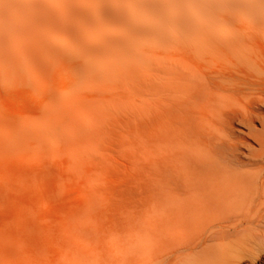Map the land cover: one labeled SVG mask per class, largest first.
Segmentation results:
<instances>
[{"label": "rangeland", "instance_id": "1", "mask_svg": "<svg viewBox=\"0 0 264 264\" xmlns=\"http://www.w3.org/2000/svg\"><path fill=\"white\" fill-rule=\"evenodd\" d=\"M82 1L92 19L100 15L121 26L107 17L117 14L110 0ZM100 2L94 12L92 4ZM235 2L198 0L193 8L185 6L186 34L178 42L140 36L150 56L143 52L132 64L71 60L54 52L51 71L32 64L27 85L2 79L0 264H154L139 253L138 243L150 235L158 199H172L176 209L191 211L199 209L191 205L202 197L219 198L224 212L201 218L243 220L223 243L227 264H264V147L260 154L256 143L264 139V126H259L264 106L255 117L234 89L241 90L247 78L264 81V14L242 17ZM52 26L65 34L60 21ZM240 45L254 51L256 74L233 61ZM166 72L176 78L179 73L182 80H170ZM162 79L169 80L168 86ZM173 85L183 92H174ZM165 88L172 97L162 92ZM251 115L254 122L244 119ZM249 131L254 137L248 134V139Z\"/></svg>", "mask_w": 264, "mask_h": 264}, {"label": "bare ground", "instance_id": "2", "mask_svg": "<svg viewBox=\"0 0 264 264\" xmlns=\"http://www.w3.org/2000/svg\"><path fill=\"white\" fill-rule=\"evenodd\" d=\"M200 1H202V0H200ZM197 2H198V0H110L109 5H111L117 11V14L108 15L107 17L113 18V19H118L121 21V26L119 28H116L115 25L112 23V21L103 19L100 15H96L95 18L92 19L91 13L87 11L86 5L84 4V2L82 0H57V1L56 0H0V83H1V81H3L6 78L7 80H10L12 82L14 81L16 86L27 85L28 79H29L28 71L32 67V64L37 65L44 72H47V73L50 72L51 68H52L51 63L54 60V58H53L54 52H58L62 57H66V58H69L71 56V60H72V58L78 59V57H79L81 59H84L85 61L87 59H91L92 62H101L103 64H106V62H117V61L120 62L121 64L122 63H131L132 64V63L140 60V57L142 56L143 52H146V54H147L146 57L150 56V52L146 51L145 49H143V47L140 46V44H139L140 36H146V35L155 36L156 38H159V39L164 38V39H167L170 41L178 42L182 38V36H184L186 34L187 22H189V18L186 15L185 6H187V7L191 6L193 8V6L198 5V4H196ZM102 5H103V2L98 3V5L92 4V10L94 12H96V10L98 8H101ZM234 5L237 8L236 12L238 13V15H240L242 17L250 18L253 15L254 18H258V14H264V0H236ZM58 13L61 16L58 17V15H56ZM73 16L76 17L75 19L77 21L72 19ZM57 21H60L61 25L64 28L63 30H64L66 35L62 34V33H58L56 31H53L54 27L52 26V24L57 22ZM79 32H80V34H79ZM191 44H193V43H191ZM184 45H185V43H184ZM195 46H197V48H198L201 45L199 43H196ZM186 49H187V47H186ZM252 52H254V51H252L250 48H247V47H244L243 45L242 46L240 45L239 48L234 51V54L232 57H233V61L235 62V64L238 67L246 68L248 70V72H250L251 74H256L257 73L256 72L257 69L255 67L256 61H254V57H253ZM187 53L188 52H186L185 54H187ZM182 56L180 54V57H182ZM188 56H187V58L190 57V56L189 57ZM158 58H159V56H158ZM193 58H194V56H193ZM80 60H77V61L81 62ZM163 60H162L163 62H167L168 59L165 58ZM179 60H181V59H179ZM191 60L192 59H190V61ZM185 61H187V59H185ZM158 62H161V61L159 60ZM191 63L193 64L194 62H191ZM167 64H168V62H167ZM184 64H187V63L185 62ZM168 65H171V64H168ZM157 66L158 65H156V67ZM197 66H195V67L197 68ZM173 67H175V66H173ZM173 67H172V69H173ZM162 68H164V67H162ZM167 68L169 69L170 66L166 67V69ZM168 69H167V71H168ZM172 69H170L171 70L170 72H172ZM197 69H199V68H197ZM236 69H238V68H236ZM57 71L58 70L56 69L55 72H57ZM174 71L177 72L178 70L174 69ZM180 72H181V70H180ZM199 72H200V70H199ZM166 73H167V75H166L167 77L168 76L173 77V79H172V77H170L171 78L170 80H176L179 78V73H178L177 78L175 77L176 74H174V76H173V73H170L171 75L168 74L169 72H166ZM181 75H182V73H180V76ZM187 75L188 74H186V76ZM164 77H165V74L162 75V78H164ZM201 77H203V76H201ZM55 78H56V76H55ZM168 79L167 80L162 79L163 81H166L167 85H165V86H168V83H167V81H169ZM179 79L182 80V78H179ZM183 79H185V77ZM159 80H160V78H159ZM159 80H157V81H159ZM159 82L162 85L161 80ZM187 82H189V81H187ZM171 83H172V81H171ZM180 84H181V82H179V85ZM177 85H178V83H177ZM177 85H173V86L176 88ZM203 85L204 84H202V86ZM242 85H243V87L241 90L236 89V88H234V89H235V91L242 93V95L247 99V101H248L247 106H249L248 107L249 112H251V114H253L255 117H258V115H259L258 112L264 108V107L262 108V106H264V81H261V83H258L257 81H255L251 78H247V80L244 81L242 83ZM155 87H156V85L153 88H155ZM161 87H163V86H161ZM168 88H165L166 90L162 91V92L166 93ZM220 88H221V86H220ZM177 89L178 90L174 89V92L178 93L179 90H181L183 92V90L180 89L179 87H177ZM183 89H185V87ZM195 89L197 90V87ZM206 90L207 89L204 90L205 93L207 94V92H208V94H210L209 93L210 90L209 91L208 90L206 91ZM198 91H200V90H198ZM157 92H158V90H157ZM157 92H155V93H157ZM162 92H161V94H165ZM172 92L166 93V94L170 95V94H172ZM184 92L186 93V91H184ZM187 92H190V91L187 90ZM191 92H192V90H191ZM194 92H195V90H194ZM194 92H192V93H194ZM161 94H159V95H161ZM181 94L183 95V93H181ZM193 95L194 94H192L191 96H193ZM164 96L168 97V95H164ZM172 96H173V94L171 95V97ZM175 96L177 97L178 95H175ZM183 96L185 97L186 95H183ZM187 96H188V93H187ZM191 96L189 98L192 99V101H193L194 96H193V98H191ZM214 96L215 95L213 94L212 97H214ZM159 97L160 96H158L157 98H159ZM206 97L208 98V100H211L207 95H206ZM206 97H204V98H206ZM165 98L166 97H164V99ZM197 98H200V96L198 95V97H197V95H196V98H194V99H197ZM217 98H218V96L216 97V99ZM169 99H170V97H169ZM200 99H202V98H200ZM200 99H198V100H200ZM171 101H172V99H171ZM211 101L213 102L214 100H211ZM163 102H164V100H163ZM194 102H196V101H194ZM194 104L197 105V102ZM245 104L246 103H244V105ZM201 106L202 105H200V107ZM212 106H216V105L212 104ZM231 106H233V105L231 104ZM209 107H207V108H209ZM216 107H215V109H216ZM250 107L252 109H250ZM203 108H206V107L204 106ZM207 111H208V109H207ZM203 112L204 111L202 110L201 113H203ZM224 113H226V111ZM205 114L208 115L207 113H205ZM236 114L237 113L230 115V116H234V115L236 116ZM202 116H204V115L202 114ZM213 116H215V114ZM225 116H226V114H225ZM263 116H264V114H263ZM207 117L211 118L209 116H207ZM232 118H234V117H232ZM244 119H246V121H251L252 115L250 116V118H249V116H246V118H244ZM254 119H252L253 122H254ZM236 120H237V117H236ZM262 121L264 122V120H262ZM263 122L261 123L262 125H259V126L263 127L264 126ZM223 123H224V121H223ZM234 123L236 124V122H234ZM246 123H248V122H246ZM215 124H216V120H215ZM242 124H238V125L242 126ZM252 124H250V125H252ZM254 125H255V123H254ZM215 126H218V125H215ZM221 126L222 125L220 124V127ZM246 128H247V126H246ZM247 129H249L251 131L253 128L249 127ZM246 130H244V131H246ZM225 131H226V129H225ZM227 131H228V129H227ZM230 131L231 130H229L228 132H230ZM250 131H249V133L246 132L247 134H245L248 136L247 137L248 139H249L248 134H250ZM253 131L255 132V128ZM257 131L258 132L260 131L261 133H263L264 127H263V131H262V129H258ZM199 132L204 133V131H199ZM211 133H213V132H211ZM236 133H238V132H236ZM239 133H242V132H239ZM209 134H210V132H209ZM226 134H229V136H230V133H226ZM242 134H244V133H242ZM252 134H254V133L252 132ZM204 135H207V134L205 133ZM240 135H238V136H240ZM251 136H253V135H251ZM251 136H250V139H251ZM261 136H262V134H261ZM202 137H204V136H202ZM253 137H252V139H254L253 142H255L256 136H255V138H253ZM263 137H264V134H263ZM211 138H213V137H210V139ZM201 139L205 140L204 138H201ZM207 139H209V138H207ZM210 139H209V142H210ZM259 139H260V137H259ZM234 140H236V139H234ZM221 141L223 142L222 139H221ZM250 141L251 140H249V142ZM245 142H244V144H245ZM256 143L259 144V146H257V147H259L258 151L261 150L260 145L262 147H264V139H262V140L260 139V142L256 141ZM220 144H222V143H220ZM229 144L231 145V143H229ZM214 145H215V143H214ZM216 145L223 147V144L222 145L216 144ZM245 145H243V146H245ZM238 147H239V145H238ZM226 148H229V147H226ZM241 148H244V147H241ZM246 148L247 147H245L244 149H246ZM212 149H214V148H212ZM221 149H223V148H221ZM221 149H220V151H223ZM247 149L250 150L249 148H247ZM210 150H211V148H210ZM215 150H217V149H215ZM215 150H213L212 153H215L214 152ZM229 150H231V149H229ZM250 151L252 152L253 149L251 148ZM250 151H248V152H250ZM261 151H263V150H261ZM261 151H259L258 153H260ZM223 152L225 153V151H223ZM248 152H247V154H248ZM217 153H219V150L216 152V154ZM221 153H220V156H221ZM234 153H236V152H234ZM216 154H215V156H216ZM254 154H255V152H254ZM254 154H252L251 156H253ZM262 155L264 156V152L262 153ZM218 156H216V157H218ZM256 158H255V160H257ZM252 159H254V157H252ZM230 161L231 160H229V163H230ZM236 161H239V160L236 159ZM249 161L246 163H249ZM232 162L233 161H231V163ZM256 162H254V163H256ZM260 162L258 164H260ZM262 162H263V160H262ZM241 164H243V163L241 162ZM244 166L245 165H243L242 168H244ZM251 166H254V165L251 164ZM255 166H256V164H255ZM262 166L264 167V165H262ZM236 167L238 168L239 165H236ZM256 167H258V166H256ZM229 168H230V166H229ZM233 169H235V168H233ZM216 170H217V168H216ZM260 177H261V174H260ZM263 185H264V182H263ZM174 188H176V187H174ZM178 189H180V188H178ZM249 198H250V196H249ZM219 200H220L219 198H214V200H211L209 198L202 197V198H199L196 202H193L191 205V206H194V204H195V206L196 207L198 206L199 209L195 208L196 210L194 209L191 211H187V210L180 211L178 208L177 209L175 208V205L172 202L173 201L172 199L170 200L167 198H159L157 203L153 207V219H152V223L150 222L151 223L150 235H149L148 239L142 238L138 243L139 253L140 254H148L150 256V258L152 259V261H154V264H227L229 254L227 253V250H226L225 246L223 245V243L230 236L229 235L230 231L234 232L233 234L237 233L236 229L242 225L240 223H242L243 220L242 221L236 220L233 217L231 218L230 216L225 217V218L220 219V220L215 219V217L210 218L209 216H207L208 218H205V219L201 218V216H204V215H209V214L215 215L216 213L222 212L224 208L222 207V203ZM224 204L226 205L228 203H224ZM230 205L231 204L228 205L229 208H231ZM257 215H260V214L258 213ZM239 217H241V215ZM253 222H255V221H253ZM254 237H255V239L257 238L256 236H254ZM243 238H242V240H243ZM248 239H251V238L249 237ZM242 240L240 241L241 244H242V242H246V241H242ZM249 241H251V240H249ZM258 243H259V241H258ZM261 243H263V242H261Z\"/></svg>", "mask_w": 264, "mask_h": 264}]
</instances>
